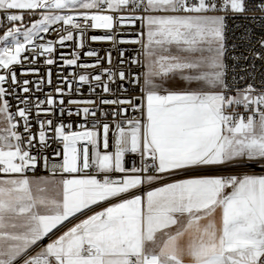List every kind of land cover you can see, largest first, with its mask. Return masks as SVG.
Returning a JSON list of instances; mask_svg holds the SVG:
<instances>
[{"label":"snow or ice","instance_id":"obj_1","mask_svg":"<svg viewBox=\"0 0 264 264\" xmlns=\"http://www.w3.org/2000/svg\"><path fill=\"white\" fill-rule=\"evenodd\" d=\"M0 32V264H264V175L225 174L264 167V0H0Z\"/></svg>","mask_w":264,"mask_h":264},{"label":"built area","instance_id":"obj_2","mask_svg":"<svg viewBox=\"0 0 264 264\" xmlns=\"http://www.w3.org/2000/svg\"><path fill=\"white\" fill-rule=\"evenodd\" d=\"M257 2V0H249V7H253V5ZM251 14V13H250ZM257 16H260L261 13L260 12H256L255 13ZM26 20V23L28 22V18L26 17L25 18ZM138 31V26L137 27H124L122 29V33L121 35L117 36V39H125V40H128V39H134L135 38V34L136 32ZM103 33V30H94V31H91L89 33V35H101ZM0 34H2V32H0ZM260 33L257 32V35H259ZM47 39H56V34L53 33L51 35H48L46 36ZM2 43V42H0ZM72 42H66V44H71ZM90 46L92 48H95L97 50L100 51V55H104L105 52L104 50L106 49H111L112 48V42L110 41H103V42H93L90 44ZM119 47H122L124 49H126V54L127 56L129 57H132V56H135L136 55V49L139 48V45H135V44H123V45H119ZM87 50V48L85 49V51ZM245 49L244 48H241L239 49V51H244ZM60 52H64V53H69L71 52V48L70 47H63L60 49ZM60 52H57L56 56L58 57ZM116 50H113V56H116ZM81 62L82 63H91L92 60L91 58H88V57H85L83 55H81ZM228 63L231 65V61H228ZM251 63V61H249L248 63H242V66L243 67H248V65ZM256 68H257V82H259V79H260V74L261 73H264V62H261L259 60L256 61ZM46 69L45 68H41V71H45ZM20 69L17 68V74L19 75L20 74ZM52 71H53V87L57 86V77H56V74L60 71V67L59 65H56L52 68ZM73 71H76V69L74 67H66L64 69V75H69L70 73H72ZM95 71H98L95 70ZM237 71H239V68H237ZM230 77H231V74H230ZM22 79H33V77L31 76H24L22 77ZM126 88H128V92H127V95L129 96H136V95H139V90L138 89H135L132 85H125ZM51 89L49 88H45V92H48L50 91ZM67 91V89H66ZM40 98L43 99L44 96L43 94L40 95ZM72 98L74 99H78V100H83V99H88V98H92L91 94L87 91V86H84L83 87V91L82 93L80 94H76L75 96H73ZM73 108H75V106H72ZM130 115L132 116H138L139 113H130ZM109 119H111V117H109ZM64 122L67 124V123H71L73 124V130H76V126L79 125V124H82L83 123V116H72L71 118L67 117V115H65L64 117ZM56 150H60V146L58 144H55L53 143L51 148L49 149V153L53 152V151H56ZM134 157L132 156H129L128 159L129 161H131V159H133ZM248 173H251V171H248ZM38 174H47V173H44L40 170H38Z\"/></svg>","mask_w":264,"mask_h":264},{"label":"rangeland","instance_id":"obj_3","mask_svg":"<svg viewBox=\"0 0 264 264\" xmlns=\"http://www.w3.org/2000/svg\"><path fill=\"white\" fill-rule=\"evenodd\" d=\"M230 169H233L234 171L236 172H248V171H256L258 169H263L264 170V167H261L260 165L258 164H252V165H249L248 167H234V168H230ZM69 226V225H66V227ZM66 227L65 228H61L59 229L57 232H56V235H59V233L61 231H64L66 230ZM48 239L45 238V240L42 242L44 245H46L48 243Z\"/></svg>","mask_w":264,"mask_h":264},{"label":"crops","instance_id":"obj_4","mask_svg":"<svg viewBox=\"0 0 264 264\" xmlns=\"http://www.w3.org/2000/svg\"><path fill=\"white\" fill-rule=\"evenodd\" d=\"M181 86H182V84L180 82H177L176 84L173 85V87H177V88L178 87H181ZM245 173H247V174H256V175H264V170L263 169H258L256 171H251V173H248V172H236L233 169H229L228 172L225 173V174H229V175H242V174H245ZM73 222H78V221H73ZM69 226H71V225H69Z\"/></svg>","mask_w":264,"mask_h":264}]
</instances>
